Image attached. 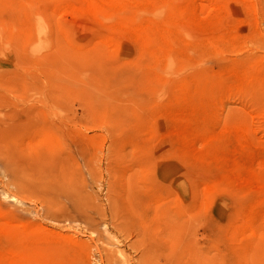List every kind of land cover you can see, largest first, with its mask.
<instances>
[{
	"label": "rangeland",
	"instance_id": "obj_1",
	"mask_svg": "<svg viewBox=\"0 0 264 264\" xmlns=\"http://www.w3.org/2000/svg\"><path fill=\"white\" fill-rule=\"evenodd\" d=\"M264 264V0H0V264Z\"/></svg>",
	"mask_w": 264,
	"mask_h": 264
},
{
	"label": "bare ground",
	"instance_id": "obj_2",
	"mask_svg": "<svg viewBox=\"0 0 264 264\" xmlns=\"http://www.w3.org/2000/svg\"><path fill=\"white\" fill-rule=\"evenodd\" d=\"M207 264H210V262H209V263H207Z\"/></svg>",
	"mask_w": 264,
	"mask_h": 264
}]
</instances>
